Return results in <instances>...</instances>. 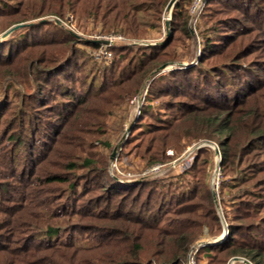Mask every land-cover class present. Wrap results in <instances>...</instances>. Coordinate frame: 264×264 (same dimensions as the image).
<instances>
[{
	"label": "rangeland",
	"instance_id": "obj_1",
	"mask_svg": "<svg viewBox=\"0 0 264 264\" xmlns=\"http://www.w3.org/2000/svg\"><path fill=\"white\" fill-rule=\"evenodd\" d=\"M169 1L159 21L151 17L153 9L144 5L145 11L137 17L145 32L130 37L119 32L120 26L106 32L109 22L95 13L83 14L84 0H0V46L14 45V52L27 39L28 43L41 44L38 51L50 52L46 54L48 58L54 56L43 65H35L30 73L26 58H18L21 67L0 68V152L13 149L9 132L21 131L19 120L24 113L34 115V121L42 124L33 156L29 158L18 151L15 162H0V183L9 188V194L0 198V207L7 209L5 212L0 208V232L8 236L4 241L5 254L14 255V248L27 233L32 239L41 240L42 232H36H45L50 224L60 228L55 242L63 240L71 246L72 240L78 247L75 251L62 246L68 253L56 255L57 260L63 257L59 264H116L127 259L136 261L132 264H159L156 260L161 255H153V247L146 245L152 231L141 232L136 221L93 215L98 212L106 216L102 214L105 207L110 205L115 211L117 202L122 200V211L131 212L135 219L154 224L152 216L156 213L161 219L159 227L180 231L192 228L182 264H248L243 259L252 262L243 255L227 256L219 249L230 234L224 214L232 226L239 228L238 232H250L254 225L264 233V142L260 144V137L253 139L259 134V127L264 126V0H192L187 31L178 26L172 28L173 9L179 0L167 10ZM38 12H42L41 16L35 17ZM18 23L25 25L3 37ZM70 34L79 37L64 44L63 39ZM104 39H110L112 44H102L97 49L89 44ZM208 39L215 46L204 53V41ZM67 51L68 57L62 58ZM7 54L3 59L9 57ZM146 58L144 73L138 72L135 78L137 86L125 83L110 91L114 78L118 80L122 72L126 77L129 72L139 71ZM111 69L117 71L115 76ZM106 72L109 78L106 75L104 79ZM184 72L196 79L197 89L183 84ZM135 96L140 100L137 105L131 101ZM146 103L148 111L143 114ZM213 119L217 125L224 119L226 128L216 130ZM5 123L8 125L3 127ZM167 128L184 133L183 143L175 146L182 149L169 161L151 163L145 155L146 146H153L152 138L164 134ZM121 140L113 160L112 153ZM225 144L231 148L234 165L224 168V151L220 148ZM173 148L168 152L172 153ZM198 156L208 160L207 182L213 212L204 191L197 189L192 200L177 201L169 190L171 187L177 194L186 192V186L178 188L176 183L182 182V172ZM181 157H190L191 161L182 171L171 168ZM19 164L18 172H27L25 181L12 175ZM36 169L39 171L35 175ZM217 172L219 184L214 188L212 181ZM51 173L69 175L77 193L85 194L86 203L90 204L84 203L87 209L82 206L85 212L79 220L52 213L59 204L82 201L73 195L71 182L44 183V176ZM33 174L41 178L34 181L35 186L30 183ZM143 179L157 183L142 188L139 205L151 208L155 204L150 210L141 212L132 206V197H115L113 201L104 197L107 187L120 189ZM185 179L194 181L191 177ZM164 180L173 183L167 185ZM151 190L154 194L150 205H146ZM183 201L187 203L182 204ZM67 208L70 210L71 206ZM204 214H209L205 221ZM240 215L245 219L238 220ZM217 216L218 226H214L212 220ZM193 219L203 221L200 227L194 226ZM177 223H183L185 228L174 225ZM128 224L138 229V237L115 233L116 227L123 231ZM9 230L13 232L8 233ZM143 243L145 250L135 259L138 245ZM110 248L116 255L99 257V252L108 253ZM237 256L242 259L233 260Z\"/></svg>",
	"mask_w": 264,
	"mask_h": 264
},
{
	"label": "trees",
	"instance_id": "obj_2",
	"mask_svg": "<svg viewBox=\"0 0 264 264\" xmlns=\"http://www.w3.org/2000/svg\"><path fill=\"white\" fill-rule=\"evenodd\" d=\"M43 1L44 0H39V3H42ZM79 1L81 2V0H78V2ZM84 1H85V4L83 6L84 7L83 14L91 15V13H95V15L98 18H102L106 20L107 22H109V26L106 28V32L112 31L113 27L120 26L121 28L119 32L123 33L125 36L139 37L145 31L141 27V21L140 19H138L137 16L141 11H145L144 5L148 6V8L150 9H153L154 14H151V17H155L156 20L159 21L160 14L169 0H84ZM191 1L192 0H179V2L176 3L173 9L172 20H171L172 28H175L176 26H178V29L187 31L186 25H187V21L189 17V5ZM0 8L2 7L0 6ZM41 13L42 12H38L34 16L35 17L41 16ZM76 37L78 38L79 36H77L76 34L66 35L65 38L63 39V43L69 45L70 43H72V41L73 42L76 41ZM23 40H24L23 42L25 43L22 45L21 48L19 49L17 48V50L14 52L12 50L14 45H10L8 48L7 46H4V45L0 46V48L2 49L1 51L3 55L6 52L8 53L7 55L9 56L6 59H3V55L2 54L0 55V68L21 67L22 64L19 62L18 58H26L28 60L27 73H30L32 70H34L35 65L37 64L43 65L44 63H47L50 61L49 58H54V56L53 57L49 56L48 58L46 54H49L50 52H46L44 49L39 50V51L37 50L38 45H41V44H37V43L34 44L35 41L34 42L31 41L28 43V41L26 42L27 39H23ZM89 44L93 45V47H95L96 49L102 46V43L98 41L91 42ZM213 46H215V44L212 39H208L207 41H204V47H203L204 53L211 50ZM29 49H33V50H31L27 55H25L24 53L28 51ZM68 51L67 53L65 52L63 54L62 58L68 55ZM13 53L15 54L13 55ZM41 58H47V59L42 60ZM147 59L148 58H146L144 62L140 63L139 71L135 70L133 72H129L126 75V77H123L124 72H122L121 73L122 77H120L118 80L117 78H114L115 80L112 82V86H111L112 88L110 87L111 88L110 91H113L114 87H119L121 85L123 86L125 83H131L132 86H137V81H135V78L138 72L141 74L144 73L146 69L145 65L147 63ZM152 59L153 58H149V62L152 61ZM39 68H42V66H37V69ZM111 74H114L115 76L117 74V71H114L113 69H111ZM183 74L185 76V77L183 76L185 78L183 82L184 85L187 84V86L193 87V88H196L198 86V84H196L197 83L196 79L194 81L190 73L187 74L186 72H184ZM106 75H107V78H109V75L106 72V74L104 75V79L106 78ZM152 84L150 85V87L152 86ZM202 89L201 91L205 92V90H202ZM133 91H135V89ZM127 94L128 93L124 94L123 97L121 96L120 98L121 99L125 98ZM148 104L149 103H146V105H144L143 114H145L148 111L147 110V107L149 106ZM33 117L34 115L24 113L23 118L19 120V127L21 131L14 133L9 130L10 131L9 141L12 142L13 149L7 150L6 152H3V151L0 152V162L2 164L8 165L10 161L15 162L17 160V158L15 159V153L18 151L24 155H27L29 158L36 153L33 149L35 146L36 135L38 131L40 130V126L42 124H39L36 121H34ZM213 123L216 125V130L221 131V130H224V128H226L224 119L222 121H219L218 125L216 124V121L213 119ZM7 125L8 123H5L2 126L5 127ZM174 129L175 128L164 129L165 131L164 134H161V135L157 134V136H154L152 138L153 146H146L145 155H146V158L149 157V162L158 163L162 161H169L172 158H174V156L179 152V150L182 149V147H180L178 150L176 149L175 146L177 145L178 142L183 143V138L185 135L184 133L178 134L177 132H174L173 131ZM258 133L259 134H257L253 139L260 137V144H262L264 142V126H262L261 128L259 127ZM27 141L29 142V144H26ZM228 144H225L224 146H222L224 148H220L221 150L223 149L224 151V158H223L224 168L230 165H234V160L231 156V150H230L231 148H229ZM28 145L33 146V147L28 148ZM173 146H174L173 152L172 153L168 152L169 148ZM71 165L73 167L74 163H71ZM207 165H208V160L206 158L203 159L201 158V156H198L197 158L194 159L192 164L182 172L181 177H180V178H183L182 182L176 183V186L178 188L182 186H186L187 187V190H185L186 192H183V194H177V192H173L171 190L172 189L171 187H169V190L171 191L170 193L173 194V197H175L177 201H180L183 199L192 200L193 199L192 197L198 193V192L196 193L197 189L204 191L205 199L208 202L207 205H211V211L213 212L214 204L212 201L210 188L208 186L209 184L207 182V178H208ZM17 166L18 168H16L15 172L12 174L13 177L18 175L20 178H22L23 181H25L27 172H22V170L21 172H18L19 171L18 169L21 166V164ZM99 170L100 169H96V172H99ZM30 171H31V168H30ZM38 171L39 170L36 169L35 175L38 173ZM104 171L105 172L103 174L107 172L106 170ZM35 175L34 174L32 175V178L33 177L34 178L30 182L34 186H35L34 181H38L41 179L40 176L38 175L35 176ZM185 177H191L194 179V181H192L191 179H189L188 181L185 179ZM44 178H45V180L43 181L44 183L45 181L48 183H56V182L66 183V182H71L72 180L69 175L62 174V173L47 174L44 176ZM163 183L170 185L173 182L170 180H164ZM70 184L72 187L71 190L73 191V195H76L78 197V201L80 200L82 201V203L78 204L77 202H74L71 205L70 204L69 205L59 204L56 206L57 210L53 208L52 213H54V215L56 213H61L63 216L65 215L67 219H68V215L69 216L72 215L75 219L79 220L80 216L85 212L82 206L86 207V204H87L84 198L85 194L82 195V193L80 194L77 193L74 183L71 182ZM156 184H157L156 180L143 179L142 181H139L136 183L132 182V183L125 184L120 189H117L116 187L115 188L107 187L105 188L106 196L104 197L106 198L107 201H113L115 197H120V199H124V200H127L132 197L133 199L132 206L139 208L141 212H144L146 210H150L154 208L155 204L151 208H147L145 206L139 205V201L142 200V192H143L142 188L153 186ZM165 184L163 185L166 186ZM139 187H140L139 192L135 194ZM30 193H31L30 194L31 196L33 192L31 191ZM8 194H9L8 186L6 184L4 185L0 183V198H4ZM153 194H154V190H151L148 192L147 197L145 199L146 205H150ZM155 198L156 200H158L159 196L157 195ZM84 203L86 204L84 205ZM117 203H118V206L115 207V211L114 209H112L113 207H111L110 205H107V207H105V209L102 211V214H105L106 216H101L98 214V212H96V214H93V215H96L98 217H103L101 219H104V217L108 219H113V220L117 218H124L126 220H129V222L131 223L132 221H136L137 223L141 225V229H139L141 230V232H143L144 230L152 231L150 233L151 236L146 242V245L149 244L150 247H153L151 250L153 255L155 256L161 255L159 259L157 258L156 262H158L159 264H182L184 262L186 250H187V244L190 238L188 233L192 230L191 227L187 228L186 226L187 229L182 230V231L169 230V228L167 227H159L158 223L161 219H157L158 214L156 213L153 214L154 216H152V218L154 219V224H150L148 221L144 219L133 218V216H131V212L124 213L122 211V200ZM184 203H187V202L183 201L182 204ZM68 206H71L70 210L67 208ZM95 206H98V205L96 204ZM0 208H3L4 211L7 210L5 207H0ZM3 210L0 209V211H3ZM161 210H162V206H159L158 211H161ZM206 213H208V211ZM208 215L207 214L203 215V221L207 219ZM224 217L229 226L230 234L228 238L226 239V241L223 243V245L220 247L219 252L224 253L227 256L243 255L247 257L248 259H250L254 264H264V233L260 231V226L253 225L254 228L250 230V232L249 231L246 233L241 232V231L238 232L239 228L237 227L238 228L237 229L235 226H232L227 220V217L225 216V214H224ZM244 217L246 216L240 215L238 216L237 219L242 220V219H245ZM250 217H252V215ZM216 220L217 221L219 220L218 216L217 218L216 217L213 218L212 225L218 226L216 225ZM203 221L200 219L199 220L197 219V221L193 219L192 223H194L195 227H200ZM174 225L183 226L185 228L183 223L181 224L177 223ZM137 230L138 229L131 227L129 224L128 226L125 227V230L123 231L118 230L117 227L114 229L115 233L122 232L125 236L130 237V238L138 237V233H136ZM44 231L45 232H43L42 230H38L36 232V233L42 232L41 240L39 241L32 239V236H30L29 233H27L24 237H21L20 242L22 243L17 244V246L14 248L15 253H16V254L14 253V255L5 254L7 253V250H6V246H4V241H5V238H7L8 236L4 235V232L3 233L0 232V264H59V263H63V261H61L63 257H61L60 260H57L56 255L67 256V253H68L61 249L62 246H65L68 249L74 248L75 251L78 250L77 245L73 243L72 240L70 241L71 246H68L67 244L69 243L64 242L63 240H58V243L55 242L54 238L59 234V231H60L59 226H54V225L49 224ZM11 232H13V230L12 231L9 230L8 233H11ZM235 234L240 235L241 238L236 239L234 236ZM175 235L177 236L174 239ZM109 244L111 245V240L109 241ZM143 244L138 245V250L135 253L136 256H134L135 259H138L141 256V252L145 250L144 249L145 243ZM159 246H161L162 249H158ZM99 253H100L99 257L101 256V254L103 255H108V254L110 255L112 253L115 254V252L111 248L108 253H105V252L104 253L99 252ZM135 262H136L135 260L127 259L123 262H117L116 264H132ZM114 263H115V260H114ZM73 264H78V262H74Z\"/></svg>",
	"mask_w": 264,
	"mask_h": 264
},
{
	"label": "water",
	"instance_id": "obj_3",
	"mask_svg": "<svg viewBox=\"0 0 264 264\" xmlns=\"http://www.w3.org/2000/svg\"><path fill=\"white\" fill-rule=\"evenodd\" d=\"M177 0H170L168 5H167V10H170L171 7L174 5V3L176 2ZM169 19L170 17H167L166 18V24L169 25ZM59 21H61L59 18H58ZM25 25V23H18L14 26H12L11 28H9L4 34H3V37H7L10 33H12L13 31H15L16 29L20 28L21 26ZM102 44H107V45H111L112 44V41L110 39H104V40H96ZM163 66L160 67L158 70H162ZM122 144V140L116 145L115 149H114V152L112 153V156L111 158L114 160L115 157H116V154L118 152V149L120 148ZM214 200L217 202L218 201V198L216 196V193L214 192ZM225 230V229H224ZM242 259L241 257H234L233 260L237 261V260H240ZM243 261H247L248 264H253L252 262H250L249 260L247 259H243Z\"/></svg>",
	"mask_w": 264,
	"mask_h": 264
},
{
	"label": "built area",
	"instance_id": "obj_4",
	"mask_svg": "<svg viewBox=\"0 0 264 264\" xmlns=\"http://www.w3.org/2000/svg\"><path fill=\"white\" fill-rule=\"evenodd\" d=\"M196 8H198V7H196ZM138 100H139V97L138 96H135L131 101H132L133 104H136L137 105ZM189 159H190V157H181L180 160L179 159L176 160L173 164L170 165V167L173 168V169H176V170L180 169L182 171L183 168L187 165V163H189L191 161V159L190 160ZM212 184H213V187L214 188H216V187L218 188V184H219V172H217L213 176Z\"/></svg>",
	"mask_w": 264,
	"mask_h": 264
},
{
	"label": "bare ground",
	"instance_id": "obj_5",
	"mask_svg": "<svg viewBox=\"0 0 264 264\" xmlns=\"http://www.w3.org/2000/svg\"><path fill=\"white\" fill-rule=\"evenodd\" d=\"M169 17V16H168Z\"/></svg>",
	"mask_w": 264,
	"mask_h": 264
}]
</instances>
